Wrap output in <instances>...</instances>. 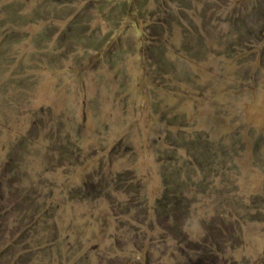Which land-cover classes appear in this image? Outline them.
Here are the masks:
<instances>
[{
	"label": "rangeland",
	"instance_id": "rangeland-1",
	"mask_svg": "<svg viewBox=\"0 0 264 264\" xmlns=\"http://www.w3.org/2000/svg\"><path fill=\"white\" fill-rule=\"evenodd\" d=\"M264 0H0V264H264Z\"/></svg>",
	"mask_w": 264,
	"mask_h": 264
},
{
	"label": "trees",
	"instance_id": "trees-1",
	"mask_svg": "<svg viewBox=\"0 0 264 264\" xmlns=\"http://www.w3.org/2000/svg\"><path fill=\"white\" fill-rule=\"evenodd\" d=\"M262 261H264V259H262Z\"/></svg>",
	"mask_w": 264,
	"mask_h": 264
}]
</instances>
